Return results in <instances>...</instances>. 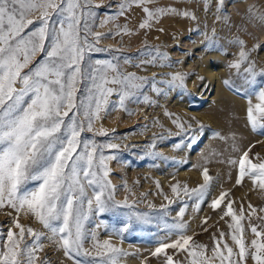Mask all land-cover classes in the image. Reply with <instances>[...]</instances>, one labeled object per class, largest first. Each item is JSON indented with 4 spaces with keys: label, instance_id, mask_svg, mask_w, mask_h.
Here are the masks:
<instances>
[{
    "label": "rangeland",
    "instance_id": "rangeland-1",
    "mask_svg": "<svg viewBox=\"0 0 264 264\" xmlns=\"http://www.w3.org/2000/svg\"><path fill=\"white\" fill-rule=\"evenodd\" d=\"M91 3L104 5L94 7L96 15L89 19L91 33L102 35L99 38L89 35L88 39L107 50L90 52L91 63L95 65L96 60H112L115 56L118 59L113 62L121 73H134L149 81L134 98L125 100L127 112L115 106L119 104V96L114 94L109 97L113 105L110 110L101 111L99 119L93 120V131H87L85 122L82 133L85 138L94 139L97 145H119L114 149L103 147L101 151L105 157H114L105 161L107 179L115 186L113 199L127 200V205L115 212L90 214L84 222L83 249L94 252L96 241L108 240L127 253L119 257V264H164V254L152 256L158 242L171 243L181 234L191 236L190 243L206 245L208 256L215 246L213 236L221 248L226 242L235 249L228 227L232 219L224 216L228 200L233 201L237 216L243 206V235L246 243H250L256 237L249 225L264 229V220L260 219L264 217L260 211L264 208V191L247 176L238 185V165L229 160L238 161L246 150L254 163L264 160V135L251 129L246 116L252 88L264 85V77L258 75L256 83L249 85L243 72L247 62L239 70L229 64L239 59L241 45L236 41L242 40L244 50L251 49L249 62L254 63L255 71L264 69V47H253L264 45V24L258 19L264 15V0H224L222 5L220 0H150L147 5L126 0H91ZM144 7L154 11L151 19ZM156 9L165 11L155 12ZM121 11L123 14H118ZM185 12L189 15H184ZM145 20L147 25L140 27ZM176 74L183 76V81L174 79ZM225 80L231 86L225 85ZM251 99L257 102L254 95ZM178 123L185 128L190 123L192 131L185 132ZM199 124L204 128L197 132ZM101 128L107 135L98 134ZM205 168L213 179L203 199L185 196L183 192L179 198L173 194L172 184L180 188L187 185L189 190L202 184L201 173ZM221 192L227 196L214 210L211 201ZM165 196L169 199L165 200ZM249 204L256 209L251 216ZM161 205L168 207L163 210ZM142 213L147 214V222L137 219ZM14 219L44 232L45 237L51 235L31 214L21 211L18 215L4 205L0 207V230L5 238L9 228L19 231L12 223ZM125 223L129 225L127 229L122 227ZM178 223L186 225L185 229L173 227ZM221 232L225 234L223 241ZM57 240L58 236L42 239L43 251L38 256L41 259L46 256L51 264H76V260L85 259L65 256ZM165 252L176 260L186 256L183 251L177 253L171 248ZM246 264L254 262L249 257Z\"/></svg>",
    "mask_w": 264,
    "mask_h": 264
},
{
    "label": "snow or ice",
    "instance_id": "snow-or-ice-1",
    "mask_svg": "<svg viewBox=\"0 0 264 264\" xmlns=\"http://www.w3.org/2000/svg\"><path fill=\"white\" fill-rule=\"evenodd\" d=\"M126 2L147 5L150 0ZM223 2L220 0V5ZM94 7L104 5L93 6L91 0H0V207L7 205L18 215L21 211L31 214L51 233L45 237L44 232L14 219L12 223L18 232L9 228L5 238L0 230V264H51L46 256L41 259L38 253L43 251L42 239L57 236V246L63 249L65 256L85 258L76 260V264H119V257L127 254L108 240L96 241L94 252L83 249L84 222L89 215L115 212L126 206L127 200L113 199L115 186L107 179L109 171L105 161L114 157H105L101 151L103 147L114 149L119 145H97L94 139L85 138L82 133L85 122L87 131H93V120L99 119L101 111L110 110L113 105L109 97L114 94L119 96V104L115 106L127 112L125 100L134 98L149 78L121 73L118 64L113 62L118 59L115 56L112 60H96L95 65L91 63L90 52L107 51L88 39L89 35L96 38L102 35L91 33L89 19L96 15ZM120 7L122 10L124 4ZM143 11L148 19L154 15L147 7ZM258 19L264 24V15ZM146 25L147 20L140 27ZM236 43L241 45L239 59L229 67L239 70L247 62L248 66L243 69L245 83L254 85L258 75L264 77V69L257 73L254 63L249 62L251 49L245 51L242 40ZM174 79L183 81V76L176 74ZM224 83L231 86L228 80ZM252 95L257 102L253 103ZM246 116L251 129L264 135V85L252 88ZM177 126L185 132L192 131L190 123L186 128L182 123ZM203 128L204 125L199 124L196 131ZM98 134L105 136L107 131L101 128ZM229 163L238 165V185L247 176L254 186L264 191V160L254 163L246 150L238 161L230 159ZM201 174L203 183L196 188L189 190L187 185L180 188L172 184L171 191L178 198L183 192L185 196L203 199L213 177L206 168ZM226 196V192H221L211 201V207L218 208ZM232 204L233 201H227L224 216L232 219L228 227L232 230L230 238L235 249L226 242L221 248L213 236L215 246L208 256L206 245L190 243L193 238L181 234L171 243L158 242L152 256L164 254V264H246L249 257L254 264H264V229L258 230L257 225L250 224L256 238L246 243L241 223L243 206L237 216ZM167 207L161 205L163 210ZM248 207L249 215H254L256 209L251 204ZM260 211L264 212V208ZM137 219L147 222V214H138ZM122 227L127 229L129 225L125 223ZM173 227L182 231L186 225L178 223ZM224 235L220 233V241ZM169 248L177 253L183 251L185 258L174 259L165 252Z\"/></svg>",
    "mask_w": 264,
    "mask_h": 264
},
{
    "label": "bare ground",
    "instance_id": "bare-ground-1",
    "mask_svg": "<svg viewBox=\"0 0 264 264\" xmlns=\"http://www.w3.org/2000/svg\"><path fill=\"white\" fill-rule=\"evenodd\" d=\"M209 68H210V67H209ZM210 69H211V68H210ZM216 184H217V183H216ZM214 186H215V185H214ZM215 188H217V187L215 186ZM211 193H212V192H211ZM137 263H138V262H137ZM137 263H136V264H137Z\"/></svg>",
    "mask_w": 264,
    "mask_h": 264
}]
</instances>
